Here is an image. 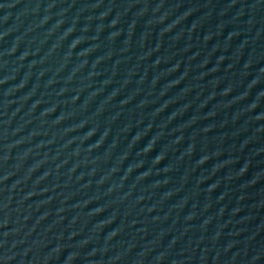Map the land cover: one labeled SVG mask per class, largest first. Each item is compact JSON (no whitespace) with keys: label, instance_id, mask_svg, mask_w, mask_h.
I'll list each match as a JSON object with an SVG mask.
<instances>
[{"label":"water","instance_id":"1","mask_svg":"<svg viewBox=\"0 0 264 264\" xmlns=\"http://www.w3.org/2000/svg\"><path fill=\"white\" fill-rule=\"evenodd\" d=\"M0 264H264V0H0Z\"/></svg>","mask_w":264,"mask_h":264}]
</instances>
